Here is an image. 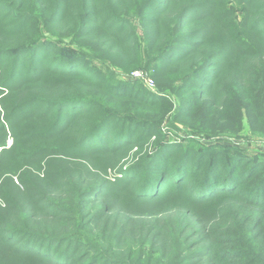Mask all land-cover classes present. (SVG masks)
I'll return each instance as SVG.
<instances>
[{
    "label": "trees",
    "instance_id": "obj_1",
    "mask_svg": "<svg viewBox=\"0 0 264 264\" xmlns=\"http://www.w3.org/2000/svg\"><path fill=\"white\" fill-rule=\"evenodd\" d=\"M224 1L237 2L238 5L243 4L250 8L257 7L259 4L264 7V0H211L212 4L201 3L203 1L199 4H182L183 6L180 5L182 7L177 12L175 25L172 28L169 24L166 25V29L169 31L168 36H171L169 41L171 43L167 48L157 53V62H163L173 68L175 63L183 62L190 56L193 57L197 53L201 56L198 68L184 83L182 90L171 92L177 95L178 101L182 105V109L178 110L180 115H185V112L196 104V100L201 97L206 89L211 88L212 85L217 88L224 74L225 66V59L219 62L217 57H220L221 53L212 52L213 47L210 52L203 53L207 49L205 47L206 42L210 41L204 27L194 26L185 32L186 26H188L186 23L188 13L194 11L195 13L188 19L192 18V21L200 22ZM50 2L52 7H48V11H46L49 12V17L46 20V25L49 24V26L55 25L70 14L68 6L70 0H50ZM142 2L144 1H138V5H134L137 9L139 8L135 13H139L136 17L138 20L150 23V20L157 21L166 18L171 13L175 0H145L140 7ZM97 3L98 0H78V3L75 1L73 8L79 11L74 13L77 23L75 29L71 30L77 34L76 39L83 38L85 33L92 35L95 33L98 39L107 35L111 38V43L107 47L112 45L119 49L121 44L125 47L135 46L134 51L136 50L137 54H139L142 43L145 44L146 50L150 48V42L147 40V27L142 25V36H139L137 26L131 23L130 19L128 20L119 14V9L126 10L128 8L127 4L118 2L113 9L98 8L96 10ZM14 17L12 21H9L13 23L12 27L6 32L9 37L12 35L24 40L21 46L12 48L11 52L7 49L0 50V68L7 62L11 65L9 76L5 81H1L3 88L9 84L7 89L15 88L26 82L39 83L49 76L58 74L60 77L79 79L83 86L90 89L99 88L100 93L104 94L109 101L120 103L136 101L144 106H149L150 110L152 107L156 109L163 102L173 105L174 102L171 97L173 94L171 93L163 90L159 93L146 90L141 92V89L138 88L135 91L131 87V83L115 81L112 78L114 74L109 67L104 68L105 72L97 70L91 65L94 58L87 57L81 49L79 52H70L67 50L68 47L59 45L57 41H50L46 34L37 29L34 32L35 37L32 38L31 26L34 22L35 29L37 17L32 18L24 11L17 13ZM254 26L258 32L264 34V17L263 20L259 18ZM69 36L73 38L72 34ZM75 41L73 38L72 42ZM127 43L132 45L127 46ZM78 44L82 43L78 41ZM80 46L85 47L84 45ZM103 47L104 43L100 42V48ZM262 49L259 54H254L257 57L252 64L245 62L241 69L237 70L238 74L233 78V83L230 84L229 80L227 84L229 87L231 85V88L235 87L237 84L241 90L247 89L252 98L256 90L260 92V96L264 97V44ZM235 50L238 54L248 51V48L242 44ZM88 51L93 53L89 49ZM124 51L126 52L124 54L129 55L125 49ZM146 54L148 53L146 52ZM234 55L235 53L231 56ZM187 88L192 89V91L191 94L184 97ZM220 98L218 107L223 108L226 101L225 95H221ZM57 101L59 102L48 103L56 107L53 113L55 114L54 124L59 126L65 122V127L62 128L63 124L61 126L63 132L65 129L74 130L78 124L77 121L84 116H86L85 118L88 116L95 118L94 121L91 120L94 123L93 125L92 123L89 124L87 130L84 132L78 130L76 140L67 148L68 151L73 150L72 153L74 154H83L82 151L85 155L112 154L131 145L143 143L154 130L156 132L155 121H160L158 119L163 115L162 113L159 118L150 119L139 117L134 113L117 115L106 109L107 113H104L103 107H101L103 103L100 100L82 95L66 97ZM220 107L218 111L222 113L223 110ZM261 114H264L263 107ZM57 126L53 128H58ZM3 134H5V127L0 125V140H3ZM111 139L113 140L112 144L109 143ZM192 144L195 142L190 140L189 145L185 146L183 150L182 146L178 144H160L157 151L147 155L142 162L123 171V177L113 181L116 186L113 184L112 187H109L105 181H100L96 184H90L89 188L83 190L76 187L74 178H67L64 183L66 189H58L59 191H57L63 194H58L62 201L49 203L50 206L60 207V210L50 213L40 207L37 209L40 212L39 216L47 221L48 225L58 226L65 230L56 227L54 229H58L59 235H54L52 232H48L51 229L39 225L37 227L34 224L25 227L27 229H13L22 230V232L17 231L18 233L15 234H25L29 237L17 239L16 245L32 254L30 258L33 264H169L168 261L162 263L161 252H158L157 257L154 256V249L159 244L161 237H164L165 246H159L162 249V254L168 250L177 252V255L182 253L180 246L178 248L174 245L172 233L168 232V227L172 226V221L170 224H165L164 219L154 216L149 221L150 223H147L144 221L146 219H138L141 218L138 217V220H134L129 214L142 216L146 211H153L155 206L163 207L177 203L176 207L180 209L176 211L174 216H177L184 223L183 227H188L191 222L187 221V212L183 211L186 208L179 205H184V203L206 204L228 200L229 204L223 206L222 211H216V220L208 221L201 218L202 221L209 223L204 226V231L200 232V234L203 233V236L196 245L204 243V247L193 250L191 256L205 259L204 264H264L260 258H257L259 256L256 253V250L259 251V249L264 248V234L262 238L260 236L255 237V228L252 229L254 225L248 230H245L244 226V221H248L252 217L251 212L253 210L261 209V212L264 211V173L260 174L264 172V165L254 158L232 153L227 155L225 151H219L216 154H221L220 156L225 159L227 157L230 165L224 164L223 161L216 162L215 157L212 159L207 149L198 152ZM190 154L197 156L195 162H193ZM243 164L250 166L242 167ZM164 185L166 190L162 193ZM116 187H126L131 196L124 199L121 196L122 190H114ZM108 198L112 199L114 203L120 204L122 202L121 208L112 211L115 208L113 207L108 211L106 205V201H110ZM41 200V202L44 201V199ZM98 202H100L99 208L93 207L92 209L90 207L83 211V205L97 204ZM59 203H63L64 206H60ZM128 204L133 205L132 210ZM33 216L34 213H30L24 218L31 221ZM21 219H23L22 216ZM234 224L239 230L232 231L236 237L230 236V229H226L231 228ZM91 225L97 228L99 232L94 234ZM220 225L222 227L219 228ZM252 230L254 233L249 236ZM11 231L7 232L10 233ZM243 236L249 240L248 249L243 243ZM151 237H156L159 241L153 243ZM98 239L100 240V248L97 249L95 243L99 244ZM126 244H128L127 252L124 256L120 255V250L123 248L119 246L124 247ZM80 248L83 250L81 255L71 259V256L77 254ZM175 264H182L181 258Z\"/></svg>",
    "mask_w": 264,
    "mask_h": 264
},
{
    "label": "rangeland",
    "instance_id": "obj_2",
    "mask_svg": "<svg viewBox=\"0 0 264 264\" xmlns=\"http://www.w3.org/2000/svg\"><path fill=\"white\" fill-rule=\"evenodd\" d=\"M75 1L78 3V0ZM75 1L70 0L68 4L70 8L69 15H66L55 25L51 24L49 26V24L46 25V20L49 17V12L46 11H48V7H52L50 0H0L2 7L0 10V50L7 49L11 52L12 48L22 45L23 38H15L11 34L9 37L6 31L12 27L13 23L9 21L15 18L14 15L24 11L32 18L34 16L38 18L35 29L34 22H32V38L35 37L34 32L37 29L46 34L50 41H57L59 45L65 48L68 47L67 50L70 52H79L81 49L87 57L94 58L92 62L89 61L93 67L101 72H105L104 68L109 67L112 74H114L112 78L115 81L129 82L135 91H137V88L141 89V92L146 90L152 93H159L163 90L170 94L182 90L184 83L198 68L201 57L199 53L193 57L190 56L183 62L175 63L173 68L169 67L171 65L157 62L156 55L171 43L169 42L171 36H168L169 31H167L166 25L169 24L170 28L175 25L177 12L181 7L185 4H199L201 1H203L201 3L208 4L211 3V0H175L172 11L166 18L157 21L150 20V23L138 20L136 16L139 13L135 14L139 8L137 9L134 5H138V1L145 2V0H98L96 10L98 8L113 9L118 2L127 4L128 8L126 10L119 9V14L128 20L130 19L131 23L137 26L139 36H142V25L147 27L146 33L148 34L147 40L150 42V48L146 50L145 44L142 43L139 54L136 50L134 51L135 46H130L132 45L130 43L126 44L130 47L121 44L119 49L112 45L107 47L111 43V38L108 35L98 39L97 34L95 35L93 32L94 35L85 33L82 36L83 38L76 39L77 34L71 30L75 29L77 23L74 13L78 9L73 8ZM144 2L139 6L141 7ZM194 13V11L188 13L186 19L188 26H186L185 32L191 30L194 26L204 27L210 41L206 42L205 47L207 49L203 53L210 52L213 47L212 52L221 53V58L217 57V60L221 62L225 59V66L224 74L217 88L212 85L211 88L206 89L201 97L196 100V104L185 112V115L178 113V110L182 109V105H180L175 93H171L173 94L171 95L173 105L163 102L156 109L152 107V110H150L149 106H144L136 101H124V103L109 101L104 94L100 93L99 88L90 89L83 86L79 79L60 77L58 74L49 76L39 83L26 82L15 88L7 89L10 86L9 84L3 88L1 81H5L9 76L11 65L8 62L2 65L0 68V121L2 123L0 122V125H4L5 134H3V140H0V264H33L30 258L32 254L16 245L17 239L29 237L25 234H15L18 233L17 231L22 232V230L16 231L13 229H27L25 227L34 224L37 227L51 229L48 232H52L54 235H59L58 229H54L56 227L65 230L58 226L48 225L47 221L39 216L40 212L37 209L40 207L50 213L60 210V207L50 206L49 203L51 201L52 203L62 201V199H59L58 194H63L57 191H59L58 189H66L64 183L67 178H74L78 189L86 190L90 184H96L100 181H105L109 187H112L113 181L123 177V171L142 162L147 155L157 151L160 144H178L182 146L183 150L185 146L189 145L190 140L195 142L192 146L198 152L207 149L212 159L215 157L216 162L223 161L224 164L230 165L227 157L225 159L220 156L221 154H216L219 151H225L227 155L232 153L254 158L264 165V114H261L262 107L264 108V97L260 96V92L256 90L252 98L247 89L245 91L241 90L237 84L232 88V85L230 87L227 85L229 80L230 84L233 83V78L238 74L237 70L241 69L245 62L252 64L257 57L254 54H259L263 50L264 34L258 32L254 25L259 21V18L263 20L264 7L259 4L257 7L250 8L243 4L238 5L237 2L224 1L200 22L192 21V18L188 19ZM68 16L70 17L68 18ZM71 34L77 42H72L73 38L69 36ZM26 36L28 35L26 34ZM66 36L68 38L64 39L63 37ZM235 36L237 38H234ZM94 37L98 40L93 39ZM78 41L82 44H78ZM100 42L104 43L103 48H100ZM50 43L52 45V42ZM242 44L247 46L248 51L237 54L235 48H239ZM80 45H84L93 53ZM152 45L153 48H151ZM124 49L129 55L124 54L126 53ZM234 53L235 55L231 56ZM134 72L144 73L147 78H150L153 81L154 89L151 90L143 81L132 78ZM191 91L192 89L187 88L183 96H188ZM213 91L215 92L212 93ZM78 95L100 100L103 103L101 107H103L104 113H107L106 110L117 115L134 113L139 117L150 119H157L162 113L163 115L158 119L160 121H155L156 132L154 130L143 143L131 145L128 148L119 150L120 152L112 154L85 155L83 151V154H74L72 153L73 150L68 151L67 148L76 140L78 130L81 132L87 130L89 124L92 123L91 120L94 121L95 118L94 116H88L87 118L84 116L85 119L82 118L81 121H77L78 124L74 127V130L65 129V132H63L62 128L65 127V122L62 123L63 126L62 124L59 126L54 124L55 114L53 113L56 107L48 102H59L57 100ZM221 95H225L226 99L225 106L223 108L219 106L223 110L222 113L218 111V102ZM82 125H84L83 128ZM56 126L58 128H53ZM112 141L111 139L109 143L112 144ZM187 149L190 150V148ZM190 155L193 162H195L197 156ZM248 166L250 165H242V167ZM262 173L264 172L260 174ZM114 190H122L121 196L124 199L131 196L126 187H116ZM165 190L166 186L164 185L162 193ZM41 199H44V201L41 202ZM108 199L111 201H106L108 211L113 207L115 208L112 211L121 208L120 204L122 202L120 204L114 203L112 199ZM228 204L229 201L225 200L206 204L184 203V205H179L186 208L183 211L187 212V221L191 222L188 227H183L184 223L177 216H174L176 211L180 209L176 207L177 203H171L163 207L155 206L153 211H146L142 216L129 215L134 220L138 217H141L138 219H146L144 221L147 223H150L149 221L154 216L164 219L165 224H170V221H172V226L168 227V232L172 233L173 243L178 248L180 246L182 253L177 255V252L168 250L165 254H162L161 247L165 246L164 237H161L160 241L156 237H151L153 243L159 241L154 249V256L157 257L158 252H161L162 263L168 261L169 264H175L181 258L182 264H204L205 259L193 258L191 253L193 250L204 247V243L196 245L203 236V233L200 234V232L204 231L203 228L209 223L208 221L216 220V211H222L223 206ZM59 205L64 206L63 203H59ZM59 205L56 204V206ZM83 206V211L90 207L92 209L93 207L99 208L100 202ZM234 206H236V203H234ZM128 207L131 210L133 209L131 204H128ZM260 210H253L251 212L252 217L248 221H244V226L245 230H248L254 225L252 229L255 228V237L260 236L262 238L264 234V211L261 212ZM30 213H34L31 221L27 218L25 220L24 217H27ZM21 216L23 219H21ZM201 218L208 221L204 222ZM260 220L263 221L260 222ZM90 227H93L94 234L99 232L93 225ZM231 228H226L231 231L229 235L236 237L235 234H232V231L238 230L237 225L234 224ZM9 230L12 231L9 233L7 232ZM13 231L15 232L13 233ZM252 233H254L253 230L249 236ZM249 236L247 237L250 239ZM98 241L99 244L95 243L97 249L100 248V240L98 239ZM243 243L248 249L249 240H246L244 236ZM253 243L255 244V242ZM127 245L124 247L119 246L123 248L120 250V255L124 256L127 252ZM163 250L166 249L163 248ZM82 251V248H80L77 254L71 256V259L81 255ZM256 253L259 256L257 258L264 262V248L259 249V251L256 250Z\"/></svg>",
    "mask_w": 264,
    "mask_h": 264
},
{
    "label": "built area",
    "instance_id": "obj_3",
    "mask_svg": "<svg viewBox=\"0 0 264 264\" xmlns=\"http://www.w3.org/2000/svg\"><path fill=\"white\" fill-rule=\"evenodd\" d=\"M132 78L141 80L148 88H150L151 90L154 89L153 81L150 78H147L144 73L134 72L132 74Z\"/></svg>",
    "mask_w": 264,
    "mask_h": 264
}]
</instances>
